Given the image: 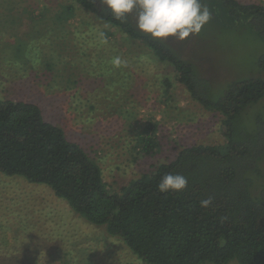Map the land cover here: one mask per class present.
I'll return each instance as SVG.
<instances>
[{"label": "rangeland", "instance_id": "374dc122", "mask_svg": "<svg viewBox=\"0 0 264 264\" xmlns=\"http://www.w3.org/2000/svg\"><path fill=\"white\" fill-rule=\"evenodd\" d=\"M103 31L76 0H0V99L38 104L46 120L63 127L100 164L111 192L175 159L185 146L224 143L222 116L196 103L170 66L116 31L108 38ZM169 40L211 79L217 95L226 83L257 75L264 54L250 28L225 29L218 17L183 42ZM117 56L126 62L121 67L112 64ZM167 75L175 82L168 93L162 82ZM101 79L112 81L115 109L98 91ZM149 123L156 127L148 129ZM147 130L158 143L152 154L138 144ZM0 264L147 263L50 187L0 171Z\"/></svg>", "mask_w": 264, "mask_h": 264}, {"label": "trees", "instance_id": "16d2710c", "mask_svg": "<svg viewBox=\"0 0 264 264\" xmlns=\"http://www.w3.org/2000/svg\"><path fill=\"white\" fill-rule=\"evenodd\" d=\"M76 2L104 26V38L116 31L152 60L170 66L196 103L222 116L225 141L185 146L175 159L111 192L100 164L63 127L46 120L38 104L0 99V171L50 187L147 264H264V54L257 59V75L234 79L217 95L211 79L176 51L170 38L162 42L139 31L134 12L121 23L100 0ZM201 2L223 28H250L264 44V3ZM103 81L98 91L107 108L115 109L109 102L114 101L112 81ZM162 82L166 93L175 83L169 75ZM153 127L149 123L148 129ZM138 144L145 154L158 147L148 130ZM166 173L185 176L186 189L160 193L157 185ZM208 197L212 204L201 207Z\"/></svg>", "mask_w": 264, "mask_h": 264}, {"label": "clouds", "instance_id": "9594fccd", "mask_svg": "<svg viewBox=\"0 0 264 264\" xmlns=\"http://www.w3.org/2000/svg\"><path fill=\"white\" fill-rule=\"evenodd\" d=\"M111 11L114 19L126 23L128 16L136 13L137 28L151 38L167 41L174 38L185 41L197 35L211 19V12L201 0H100ZM126 62L119 56L112 64L121 67ZM188 180L181 174L166 173L157 185L160 193L182 192ZM212 197L201 200V207L212 204Z\"/></svg>", "mask_w": 264, "mask_h": 264}]
</instances>
